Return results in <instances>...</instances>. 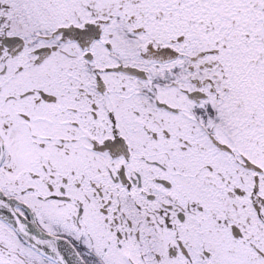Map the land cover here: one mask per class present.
Instances as JSON below:
<instances>
[{
  "label": "snow or ice",
  "instance_id": "6c2138e0",
  "mask_svg": "<svg viewBox=\"0 0 264 264\" xmlns=\"http://www.w3.org/2000/svg\"><path fill=\"white\" fill-rule=\"evenodd\" d=\"M0 264H264V0H0Z\"/></svg>",
  "mask_w": 264,
  "mask_h": 264
}]
</instances>
